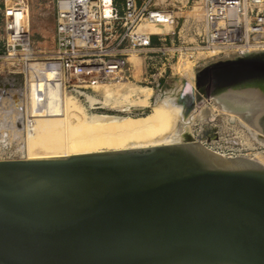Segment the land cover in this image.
Returning a JSON list of instances; mask_svg holds the SVG:
<instances>
[{"label":"water","instance_id":"water-1","mask_svg":"<svg viewBox=\"0 0 264 264\" xmlns=\"http://www.w3.org/2000/svg\"><path fill=\"white\" fill-rule=\"evenodd\" d=\"M261 82L264 51L186 90L255 117ZM199 140L0 160V264H264V167Z\"/></svg>","mask_w":264,"mask_h":264},{"label":"built area","instance_id":"built-area-1","mask_svg":"<svg viewBox=\"0 0 264 264\" xmlns=\"http://www.w3.org/2000/svg\"><path fill=\"white\" fill-rule=\"evenodd\" d=\"M56 1V47L49 69L60 75L64 88L80 95L101 83L129 82L135 70L131 56L144 57L146 67L160 64L158 60L175 48L174 32H152L151 27L174 28L184 7L180 0L173 5L165 0L166 8L160 7L161 0H121L120 9L121 1L112 0V11L106 15L104 0ZM28 12L25 0L5 7L0 58L28 49ZM189 21L195 43L184 50L191 54L216 58L263 49L264 0H193ZM200 21L204 32L197 26Z\"/></svg>","mask_w":264,"mask_h":264},{"label":"rangeland","instance_id":"rangeland-1","mask_svg":"<svg viewBox=\"0 0 264 264\" xmlns=\"http://www.w3.org/2000/svg\"><path fill=\"white\" fill-rule=\"evenodd\" d=\"M20 1L22 0H0V43L3 36V11L6 6H13ZM25 1L29 8L30 45L25 52L20 51L17 56L5 59L0 58V160L2 161L29 159L26 125L28 124L27 120L31 121L32 118H27V107H29L27 92L36 87L49 88L57 85L55 80H50L45 77V70H43L49 68L50 57L56 47L57 1ZM180 1L182 2L181 8L184 6L182 9L183 16L174 28L167 27L163 29L151 27L152 32H174V35H172V41L175 44L174 50L169 55L161 57L162 59L158 60L160 64L155 67H146L143 64L142 67L134 68L133 78L129 81L130 84L138 88L147 87L153 91L145 93L147 98L153 93L150 107L132 108L130 111L120 112L116 109L126 108V110H129L128 106L130 105L124 104L123 102V105H120L121 100L116 98L113 101H109L104 96H100L94 88H90L84 95H80L79 93L71 91L70 88L63 87L64 95L66 97L69 95L73 96L77 103L90 116H110L133 120L150 115L153 109L152 107L159 100L164 99L163 97L169 98L171 96V99L175 97L174 100L177 101L178 106L184 109L186 119L189 116H193V112L195 113L199 109L198 107H202L204 104L209 117L207 115V117H203V121L202 119L195 121L192 125L193 127L191 126L192 135L190 134V140H196L198 136H202L204 141L208 142L210 140L208 142L210 144H202L206 147L211 145V148L208 149L225 158L251 159L256 153L260 152L264 155V147L257 141L255 133L261 137H264V134L261 132L260 134L258 130L250 127L243 116L231 111L222 110L221 106L214 100H208L203 94L196 96V94L192 93L189 95L190 98L187 104H191V108L186 112L185 106L183 105L184 102L182 103V97L186 92L188 84L193 87L195 85V80L194 84H192L193 80L191 82L187 76L189 72L192 71V77L195 79L196 72L204 68L209 62L230 58L234 54H221L216 58H212V54H191L190 52H186L184 48L195 43V39L192 38V32L190 31L192 22L189 21V15L193 11V0ZM171 2L173 5L175 1L172 0ZM166 5L165 0L160 1V7L166 8ZM197 26L204 32V23L200 21ZM260 51H264V48L252 52ZM166 58L168 61L165 60ZM138 61L140 62L138 57H131L130 62L133 65H136L135 63L139 64ZM165 63H167L166 66H164ZM34 69L35 71L33 73ZM126 94L129 96V92ZM133 99L135 98L133 97ZM93 100H95V103H99L92 104ZM102 100L105 101V105L102 104ZM145 101L147 100L141 103V107L144 106ZM111 103L113 104V109L106 107V105ZM48 157L54 158L58 156ZM41 158L45 157L40 156L30 159Z\"/></svg>","mask_w":264,"mask_h":264},{"label":"bare ground","instance_id":"bare-ground-1","mask_svg":"<svg viewBox=\"0 0 264 264\" xmlns=\"http://www.w3.org/2000/svg\"><path fill=\"white\" fill-rule=\"evenodd\" d=\"M111 4L112 0H104L106 15H110L112 11ZM34 68L37 69L36 66ZM135 68L137 69V67ZM43 70H45V77L55 80L57 85L49 88L36 87L27 92L29 97L27 118H32L31 121L27 120L28 124L26 125L29 136L26 139L28 140V142L26 141L28 147H26L29 149V159L40 156L45 158L48 156L61 157L178 144L190 139V134L192 135L191 126L195 121L201 119L203 121V117L208 115L203 104L202 107H198L197 111L195 110V113L193 112V116L186 119L184 109L178 106L177 101L174 100L175 97L171 99L170 96L169 98L163 97L164 99L159 100L152 107L150 115L141 119L138 118V120L94 116L93 114L90 116L73 96L66 97L64 95L63 84L60 82L61 77L58 73L49 68ZM34 71L35 69L33 73ZM191 72L187 76L191 82L193 80L192 84H194L193 73ZM93 88L100 96H104L109 101L116 98L121 100L120 105H123L122 102L130 105L128 106L129 110L126 108L116 109L120 112L130 111L132 108H144V106H140L141 103L144 100L152 99L153 96V93L149 98L145 96L146 92H153L150 88H138L129 82L112 81L101 83ZM127 92H129V96L126 94ZM94 103L95 100L92 104ZM102 104L105 105V101L102 100ZM112 106V103L106 105L110 109H113ZM257 135L255 133L257 141L264 147V137ZM203 139L202 136H198L196 141L199 140L201 144H210L208 143L210 141L207 142ZM210 146L208 145L207 148H211ZM249 160L264 167V155L261 152L256 153Z\"/></svg>","mask_w":264,"mask_h":264},{"label":"flooded vegetation","instance_id":"flooded-vegetation-1","mask_svg":"<svg viewBox=\"0 0 264 264\" xmlns=\"http://www.w3.org/2000/svg\"><path fill=\"white\" fill-rule=\"evenodd\" d=\"M195 86V85H194ZM256 86L259 89V92L261 93V102H255L256 103V107H257V116L255 115V117H252L251 113L249 112L250 109L249 108H245L244 110H237L239 111V113H241L240 116H243V118L248 122V124L250 125V127L258 130L259 132H261L262 134H264V82L261 83H257ZM196 94V96L200 95L201 93L197 90H194L192 92L186 90L184 96L182 97V103L185 106V110L186 112L189 111V109L191 108V104H188V99L190 98V94ZM250 106V105H249ZM254 118L258 119V123H254ZM255 125V127L253 126Z\"/></svg>","mask_w":264,"mask_h":264},{"label":"crops","instance_id":"crops-1","mask_svg":"<svg viewBox=\"0 0 264 264\" xmlns=\"http://www.w3.org/2000/svg\"><path fill=\"white\" fill-rule=\"evenodd\" d=\"M118 5H119V7H120V9H121V8L123 7L122 1H121ZM131 57H132V56H131ZM131 57L129 58V60H131ZM136 57L139 58L140 62L138 61L139 64L135 63L136 65H134V66H136L137 68L142 67L143 64H144V66H145V64H146L145 58L142 57V56H140V55H138V56H136ZM140 65H141V66H140Z\"/></svg>","mask_w":264,"mask_h":264},{"label":"trees","instance_id":"trees-1","mask_svg":"<svg viewBox=\"0 0 264 264\" xmlns=\"http://www.w3.org/2000/svg\"><path fill=\"white\" fill-rule=\"evenodd\" d=\"M151 103H152V100L151 99L147 100L145 102V104H144V108H148V106L151 105Z\"/></svg>","mask_w":264,"mask_h":264}]
</instances>
